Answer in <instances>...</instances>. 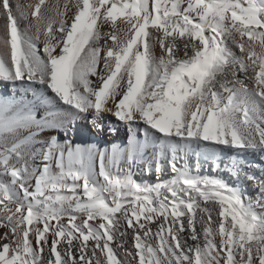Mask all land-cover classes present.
<instances>
[{
	"label": "snow or ice",
	"instance_id": "obj_1",
	"mask_svg": "<svg viewBox=\"0 0 264 264\" xmlns=\"http://www.w3.org/2000/svg\"><path fill=\"white\" fill-rule=\"evenodd\" d=\"M0 18V82L54 94L39 119L0 100V264H264V205L178 167L193 145L264 152V0H0ZM104 113L154 130L145 170L162 175L166 160L172 177L141 183L120 168L147 141L114 148L107 164L99 153L97 173L91 149L37 139ZM26 148L40 165L17 166Z\"/></svg>",
	"mask_w": 264,
	"mask_h": 264
},
{
	"label": "bare ground",
	"instance_id": "obj_2",
	"mask_svg": "<svg viewBox=\"0 0 264 264\" xmlns=\"http://www.w3.org/2000/svg\"><path fill=\"white\" fill-rule=\"evenodd\" d=\"M36 2L37 0H10L14 8L19 4L21 10H24V6L28 4L34 5ZM49 2H52V0H49ZM31 22V18L27 22L21 20L20 27L23 28L26 23L30 24ZM5 24L6 21L0 18V36L5 32ZM30 34L35 35V28L30 30ZM6 51L3 43L0 42V52ZM155 52L159 56L160 50L158 47L155 49ZM48 96H54V94L40 84H33L26 81H16L15 83L0 82V100L14 101L16 105L22 104L25 107L31 108L36 112L38 119L45 113L46 104L44 100ZM147 128L148 126L141 121L133 122L130 129L127 123L119 121L110 113H104L103 120L100 122L93 121L90 116L86 119L78 118L75 121L74 131L64 128L46 129L39 134L37 139L43 141L55 136L61 144L70 141L73 146L79 145L82 148L91 149L93 156L92 166L93 170L97 173L99 172L100 166L99 153L103 152L106 154L105 164H107V155H110L114 148L123 151L129 147L130 142L134 143L135 141H139L141 144H145V141H147L146 146L141 150L143 159L139 163L129 166L126 158L127 153L124 152V156L120 160V168L126 171L130 168L134 178L141 183L156 184L158 182L168 181L173 173L170 171L166 160L161 161L165 169L162 175L158 176L154 170L151 173L145 171V175H142L147 164H152L154 169L155 154L159 151V148L154 146L158 142L152 138L154 130L148 129L149 134L146 137L144 130ZM78 134L82 136H77ZM40 146L36 145L35 147ZM198 148L193 145L191 149H186V155L184 151L180 152L181 159L178 161V167L186 165L192 169L194 174L198 172L201 176L223 179L228 184L234 185L244 191L245 195L250 197L253 202L259 201L260 205H264V183H261L264 182V152L260 150L243 151L219 146L221 149L220 156H215L206 162H199L196 154ZM32 150L34 149L26 148L22 150L25 155L24 159L17 164L18 167L20 164L25 163V161L30 168L40 165L41 161L39 156L32 158L27 154ZM233 162L238 164L241 169L238 175L229 170ZM53 170L55 171V168ZM217 173L219 175H215ZM251 173H256L255 180L250 179L249 174ZM31 183L34 185V180ZM31 190L32 188H29V191ZM256 210L257 212L264 213V207H257ZM213 215L215 216V213ZM77 222L79 223L80 221L78 220ZM215 226L213 224L214 228ZM153 227L155 228V225ZM197 227L199 230L200 225ZM4 231L5 229H0V233ZM130 232L131 230H129ZM124 239L126 241L125 246L131 249V235ZM120 256L123 258V252L120 253Z\"/></svg>",
	"mask_w": 264,
	"mask_h": 264
},
{
	"label": "rangeland",
	"instance_id": "obj_3",
	"mask_svg": "<svg viewBox=\"0 0 264 264\" xmlns=\"http://www.w3.org/2000/svg\"><path fill=\"white\" fill-rule=\"evenodd\" d=\"M78 122H80V121H78ZM77 136H82V135H79V134H78ZM145 171H146V170H144V173H143L142 175H145V173H146ZM215 175H219V173H217V174H215ZM249 176H250V177H255V176H256V173H251V174H249ZM171 177H172V176H171ZM171 177H170V178H171Z\"/></svg>",
	"mask_w": 264,
	"mask_h": 264
}]
</instances>
